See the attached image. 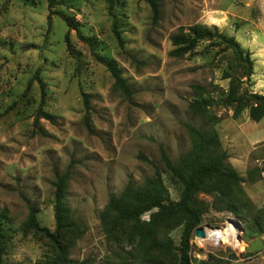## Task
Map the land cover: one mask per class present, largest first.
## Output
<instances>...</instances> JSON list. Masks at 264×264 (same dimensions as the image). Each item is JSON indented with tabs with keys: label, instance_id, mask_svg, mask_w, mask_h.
I'll return each instance as SVG.
<instances>
[{
	"label": "rangeland",
	"instance_id": "1",
	"mask_svg": "<svg viewBox=\"0 0 264 264\" xmlns=\"http://www.w3.org/2000/svg\"><path fill=\"white\" fill-rule=\"evenodd\" d=\"M160 5V18L153 22L143 0H113V15L105 0H56L48 20L47 0H0V211L6 210L5 226L11 228L4 264L42 260L45 239L24 233L22 225L34 206L39 226L54 231L53 184L68 168L66 203L84 230L70 258L95 263L115 259L98 219L109 195L154 174V166L143 158L160 167L162 151L176 162L190 149L187 126H205L189 109L199 98L194 85L219 99L228 90L225 73L241 72L231 50L216 37L172 56L170 38L179 30L189 34L198 26L232 37L253 61L247 88L264 95V0H161ZM59 14L73 20V30ZM67 32L71 51L64 41ZM92 51L116 62L130 87L129 97L114 88ZM41 86L42 110L52 119L36 122ZM84 95L89 96L87 104ZM210 113L218 119L214 128L227 163L242 180L246 206L242 218L210 208L200 228H233L245 247L204 244L194 232L191 260L212 255L228 264H264V119L253 122L247 110L233 117V108L222 106ZM162 179L170 200L177 201L179 191L165 174ZM198 198L211 201L203 194ZM181 234L182 227L170 234L175 246Z\"/></svg>",
	"mask_w": 264,
	"mask_h": 264
},
{
	"label": "trees",
	"instance_id": "2",
	"mask_svg": "<svg viewBox=\"0 0 264 264\" xmlns=\"http://www.w3.org/2000/svg\"><path fill=\"white\" fill-rule=\"evenodd\" d=\"M50 20L54 13L56 0H47ZM112 14L113 0H105ZM149 7L152 21L160 18L161 0H143ZM113 15V14H112ZM59 17L69 30H73V20L63 14ZM215 29V28H213ZM120 48L123 40L117 30H113ZM216 35V36H215ZM208 28L194 26L189 34L179 30L171 36L174 49L171 55L183 56L192 51L200 41L216 37L219 43L231 50L239 75L225 73L223 79H228V90L221 93L219 99L210 95L208 88L194 85L199 98L190 102L189 109L204 119V127L188 125L191 138L190 149L172 162L165 152L160 155V167L143 158L154 166V174L144 178L141 184L127 182L119 194H110L105 206L98 212L101 231L108 243L115 248V259L95 263L90 258L81 261L70 258V249L84 234L82 225L74 218L66 203V189L70 179V168L57 175L53 184L54 205L53 215L55 228L50 232L41 228L37 222V208L30 206L26 221L22 225L24 233L33 232L46 241L47 252L36 264H228L227 260L208 255L205 260L193 263L191 260V236L201 227L202 218L211 208L217 212H227L237 218H242L241 211L246 206L241 178L227 163V154L221 149L218 134L214 128L218 119L210 113L214 106L233 108V117L247 110L250 120L259 122L264 119V95L253 93L247 86L252 75L253 61L249 52H244L232 37L215 34ZM79 38L91 44L78 34ZM68 51H71L68 32L64 35ZM92 55L109 72L113 86L129 97L130 87L122 78L120 69L114 60H107L92 51ZM42 85V84H41ZM87 104L88 95H84ZM44 92L41 86V101L37 110L38 119L51 120L52 117L42 110ZM165 174L171 184L179 191V199L171 201L163 183ZM210 197L208 204L198 196ZM148 216L142 219V216ZM6 210L0 211V264L3 263L7 235L11 231L5 226ZM182 227L179 246H175L170 234ZM253 256V254H250Z\"/></svg>",
	"mask_w": 264,
	"mask_h": 264
},
{
	"label": "bare ground",
	"instance_id": "3",
	"mask_svg": "<svg viewBox=\"0 0 264 264\" xmlns=\"http://www.w3.org/2000/svg\"><path fill=\"white\" fill-rule=\"evenodd\" d=\"M196 238L204 244L222 241L224 244H230L234 247H238L240 250L245 247V245L237 239L238 233L233 228H229L227 230L205 229L202 233H198Z\"/></svg>",
	"mask_w": 264,
	"mask_h": 264
},
{
	"label": "water",
	"instance_id": "4",
	"mask_svg": "<svg viewBox=\"0 0 264 264\" xmlns=\"http://www.w3.org/2000/svg\"><path fill=\"white\" fill-rule=\"evenodd\" d=\"M231 223H232L233 225H235V226L238 228L239 231L241 230V227H240L238 224H236L235 222H232V221H231ZM203 231H204L203 228H198V229H196V230H195V236H196L198 233H202Z\"/></svg>",
	"mask_w": 264,
	"mask_h": 264
},
{
	"label": "crops",
	"instance_id": "5",
	"mask_svg": "<svg viewBox=\"0 0 264 264\" xmlns=\"http://www.w3.org/2000/svg\"><path fill=\"white\" fill-rule=\"evenodd\" d=\"M252 253V252H251ZM253 255L257 254V255H260L258 252H255V253H252ZM264 259V257H261Z\"/></svg>",
	"mask_w": 264,
	"mask_h": 264
},
{
	"label": "built area",
	"instance_id": "6",
	"mask_svg": "<svg viewBox=\"0 0 264 264\" xmlns=\"http://www.w3.org/2000/svg\"><path fill=\"white\" fill-rule=\"evenodd\" d=\"M204 230H205V228H204Z\"/></svg>",
	"mask_w": 264,
	"mask_h": 264
}]
</instances>
